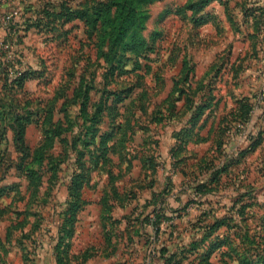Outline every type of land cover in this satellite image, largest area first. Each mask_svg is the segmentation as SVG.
<instances>
[{"label": "rangeland", "instance_id": "1", "mask_svg": "<svg viewBox=\"0 0 264 264\" xmlns=\"http://www.w3.org/2000/svg\"><path fill=\"white\" fill-rule=\"evenodd\" d=\"M44 1H51L56 5L60 0ZM182 1H158L149 6L150 18L147 21L144 35L150 43H155L156 46V52L150 54L154 72L141 80V85L130 93L131 98L127 97L119 102L116 98L119 97L118 95L124 97V92L140 82L137 77L119 74L117 70L113 75L111 74L107 85L104 83V70L98 67L96 61V40L88 39L83 22L75 21L67 24L64 30L68 33L65 32L62 36H59L60 31L49 32L45 27V21L41 22L44 26L27 29L28 19L36 21L39 18L38 9L43 0H0L2 10L4 13L14 15L15 23L13 22L12 25L16 24L11 34H5L9 33L8 29H4L3 33L0 32V57H3L1 61L9 65L7 72L5 67H0L2 77L12 79L20 71L29 69L38 70L42 74L28 83L25 89L16 88L15 92L10 93L9 99L18 98L21 101L20 108L29 107L33 112L40 113L39 107L49 106L54 111L56 125H60L62 129V136L54 141V148L42 149L41 162L33 165L36 174L32 188L29 190L28 179L25 176L30 171L28 162L32 161L31 159L36 155V147L42 145L45 138L41 121L35 117V122L27 128L25 139L32 151L24 162L21 159L23 154L15 148L13 134L10 133L7 142L0 145V156L2 155L0 184L9 188L14 187L9 195L0 198V209L5 207L8 209L6 214L0 213V235L5 236L7 228L11 225L15 226L22 221L26 223L23 229L13 230L23 244L22 249L14 245L18 251L14 253L17 256L11 259L12 264H21L24 254L28 257L26 264H32L37 254L43 248L49 249V245L55 241L59 215L68 198V186L72 185L74 174L81 173L82 169L86 172V177L90 178L85 181L83 187V197L87 201V206L80 215L77 224L78 233L73 245L75 249L81 248L83 251L94 247L95 254L101 253L100 258H95L91 264H144L149 261V248L145 241L142 245L143 242L137 237L133 245L128 244L126 247H121L111 259H104L103 257H108L107 254L110 252L109 247L104 250L107 224L101 218L106 191L111 193V201L121 198L112 195L114 188H117L121 194L127 195L129 200L131 199L126 202L130 206L124 212L132 207L136 209L144 205L147 198H152L150 189L145 188L151 179L148 176L149 171L143 167L142 162L147 157H151L152 161L158 163L156 191L161 192L162 189L167 188L168 181L172 180L176 183V188L170 194L168 202L174 209H178L176 215L179 216L174 217L173 227L167 228V225H164L166 228L161 235V241L163 239L176 241L180 236L185 241L189 240V221L191 222L200 214V209L213 206L211 208L219 214L229 212L232 206L229 199L206 197L207 200L217 199V201L201 205L197 201H190L189 197L183 195L184 188L179 186L181 182H194L200 172L196 166L197 160L188 159L189 179L183 181L182 175L176 173L178 169L173 167L174 160L171 157V149L177 145V140L172 137V133L175 129L181 128L182 122L185 123L189 114H184L181 119L160 124L154 122L152 116L160 112L159 107L165 108L164 100L172 89V79L180 70V64L175 66L168 61L170 56H176L178 62L183 56H188L196 63L197 78H200L212 63L222 61L230 44L233 47L234 57H236L239 53H242V56L245 55L249 42L243 41L241 35H233L230 29L218 32L210 25L196 32L191 24L185 22L176 12L177 4ZM226 25L229 27V24L226 23ZM263 27L264 23H261V28ZM2 28H4L3 25ZM2 42L7 47L1 45ZM245 63L250 65V68L239 77L237 85L228 78V70L223 71L214 83L216 91L218 90L219 95L223 97L219 112H227L234 107L233 100L229 98L233 89L237 95L250 93L252 102L256 103L255 115L251 123L246 129L230 138L226 149L232 155L237 156L241 149L248 146L249 136L257 137L259 134H262L263 145L261 147V143L254 152L248 154L245 162L234 165L233 180L227 181V185L223 186V189L229 193H234L238 186L241 189L250 187L256 189V197L260 202L257 208H252V211L256 210L261 213H258V217H252L251 221H254L252 223L255 225L264 215V98L259 93L262 88L264 90V48L259 49L256 58L252 55ZM128 67H131V64H128ZM227 79L229 83L225 84L224 81ZM1 85L0 83V91L4 94L5 89L1 90ZM86 88L90 89V106L97 104L100 100L103 101L104 110L98 123L100 130L109 131L113 123L116 126L121 123L127 125L129 121L131 125L139 129L131 135V142L127 145V149L118 147L114 153H109V161L103 162L101 159L98 164L93 162L91 157V151L95 150V145L85 146L92 140L91 134L87 132V127L91 125V122L80 118V104L75 97L77 93H82ZM142 91H146L143 101L137 99ZM111 92L115 93L114 96L109 95ZM131 99H133L132 102ZM143 102L145 106L141 109ZM178 105L182 107L183 101ZM93 111V106L89 107L90 116L94 114ZM66 114L70 118L67 119ZM11 117L7 118L6 123ZM209 120L203 131L204 135H206V130H209L213 119L210 122ZM68 126L71 129L66 131ZM123 133L125 132L118 133L119 139ZM209 144L191 145L186 155L203 154L210 148ZM80 150H83L84 154L78 162ZM124 158L128 161L131 159V165H127L123 161ZM52 165L56 167L52 168ZM192 171L195 172L192 173ZM112 175L116 178L114 179ZM222 194L224 195L225 192L222 191ZM123 199L126 197L123 196ZM218 201L227 203L226 207H222ZM245 201L253 202L247 197ZM33 223H41V229L37 234H33L35 238L32 237V240L24 239L23 235L32 229ZM113 254L114 252L111 253Z\"/></svg>", "mask_w": 264, "mask_h": 264}, {"label": "trees", "instance_id": "2", "mask_svg": "<svg viewBox=\"0 0 264 264\" xmlns=\"http://www.w3.org/2000/svg\"><path fill=\"white\" fill-rule=\"evenodd\" d=\"M157 1L163 0H60L56 5L51 1L43 0L40 9H38L39 18L36 21L28 19L27 29L44 26L41 22L45 21V27L49 32L53 31L56 33L60 31L59 36H62L65 35V32L68 33L67 30H64L67 24L75 21L83 22L88 39L96 40V61L98 62V67L104 70V83L107 85L111 74L113 75L117 70H119V74L137 77L140 82L138 85H132L127 92H124V97L120 95L116 97L119 102H122L127 97L131 98L130 93L133 92L134 88L141 85V80L151 72L152 74L154 72L152 67L153 60L150 54L156 52V46L155 43H150L146 39L144 31L150 18L149 6ZM213 1L215 0H187L183 6L176 7V12L197 28L213 19L211 14L203 13L205 8ZM220 1L228 7L225 0ZM243 10L246 16H253L256 19L257 26L261 27V23H264L263 6L249 7V5H245ZM188 13H191V15ZM3 15L0 16V27H2L1 18ZM15 26L16 24L7 28L9 33H12V28ZM3 55L5 54L3 53ZM2 58L0 57V67H5L7 72L9 65H5L1 61ZM169 61L172 65H175L177 62L176 56L172 55ZM128 64H131V67H128ZM195 70V65L185 58L180 73L172 79V89L164 100L165 108L159 107L160 112L152 116V120L160 124L165 121L171 122L181 119L184 114H189L183 127L174 131L173 136L177 140V145L171 150V157L174 160L173 167L180 169L185 176H189L187 168L189 165L188 159L191 158L186 156L187 146L190 142L207 140V137L201 136L199 131L206 126L209 117L201 123L202 118L207 111H210L209 115H211L220 102V99L214 94L215 87L211 82L206 83L204 80H194ZM2 76V73H0L1 90L5 89L4 94L2 93L3 91H0V145L7 142L10 133L13 134L12 139L15 148L23 154L21 159L24 162V159L29 157L32 151L25 139L26 131L28 126L35 122V117L41 121V126L45 132L43 144L39 145L38 148L36 147V155L34 156V153H32L34 157L31 159L32 161L28 162L30 171L25 176L28 179L29 190L32 188L31 185L36 174L33 165L41 162L44 149L54 148V141L62 136V129L59 127L60 125H56L54 111L49 106L39 107L40 113L38 111L33 112L29 107L27 109L20 108L21 101L18 98L9 99L10 93L15 92L16 88L25 89L29 80L42 76L38 70L20 71L12 79L3 78ZM89 88H86L82 93H77L75 97H77L80 104V118H85L91 122V125L87 127V132L91 134L92 140L86 143L85 146L95 145V150L91 151V157L93 162L98 164L101 159L103 162L109 161V153H114L118 147L127 149V145L131 142V135L139 129L131 125L129 121L127 125L121 123L116 126L113 123V127L109 131L103 132L100 130L98 123L104 110L103 101L100 100L97 104H91L94 108V114L92 113L93 115L90 116L88 109L92 106H90L91 88ZM259 91L260 96L264 98L263 88ZM114 94L113 92L109 93L110 96H114ZM145 96L146 91H142L137 99L143 101ZM251 99L248 96L241 98L237 101V106L233 111L220 118L217 128L213 130L215 134L213 146L199 160L196 159V166H198L200 172L197 175L198 177H195L194 182L189 183L195 194L203 195L207 192L216 191L220 185L221 176L229 173L234 165L238 164L248 154L254 152L262 143V134H259L257 137L249 136L248 146L241 149L237 156L232 155L226 149L230 138L244 130L252 121L255 115L256 103L252 102ZM132 101L133 99H131ZM182 101L183 105L179 107L178 104ZM144 106L143 102L141 109H144ZM65 116H67V119L70 118L68 114ZM8 117L11 118L6 123ZM70 129L71 127L68 126L66 131ZM120 132L125 133L119 139L118 133ZM83 154V150L78 152V162ZM1 156L0 162L2 161ZM123 161L127 165L132 163L131 159L128 161L124 158ZM142 162L143 167H146L149 171L148 176L151 177L145 188L153 189L156 184L154 174L158 163L152 161L151 157L143 159ZM55 167V165H52V168ZM80 172L74 174L71 181L72 185L68 186L66 205L59 215L58 235L55 244L58 264H72L73 261L84 263L95 255L94 247H89L78 254L73 253L72 250L77 223L81 213L87 206V201L83 197L84 183L86 180H90V178L86 177L84 169ZM194 172L192 171V173ZM112 176L114 179L116 178V176ZM1 180L2 178L0 177V182ZM170 183L171 181H168L169 186H167V189L172 186ZM13 189L14 187L9 188L0 184V198L9 195ZM236 189H240V191L238 196L234 198L233 205L228 213L223 216H217L216 210L213 208L202 212L194 223L196 237L189 244L179 246L175 251L169 252L166 247L158 249L153 245L154 242L148 239L146 243L149 248L150 258L144 264H264V215L259 223L256 220L257 223L255 225L252 223L254 221H251L252 217H258V213H261L256 210L252 211V208H257L260 202L256 197V189L253 187L241 189L240 186ZM104 195L101 218L107 224L105 229L107 230L105 235L106 248L104 250L109 247L110 253L107 254L109 256V254L115 252V244L112 242V229L116 222L112 216L113 209L118 205L125 206L129 197L121 194L117 188L113 189L112 195L118 198L121 197L120 200L111 201V193H107V191ZM123 196L126 199L122 200ZM245 197L253 202L248 203V201H245ZM163 204L161 202L152 211V215L149 213L143 219V223L153 225L157 233L161 232V224L163 222L173 219L165 215ZM7 211L6 207L0 209L2 214H6ZM108 223H110V229H108ZM24 225L26 223L22 221L15 226H9L7 228L6 241L14 236V229H23ZM40 227L41 223H33L32 229L23 235L24 239H32L33 234ZM137 231L138 228L134 230V234H137ZM220 231L223 232L220 233ZM24 256L26 257L25 254Z\"/></svg>", "mask_w": 264, "mask_h": 264}, {"label": "crops", "instance_id": "3", "mask_svg": "<svg viewBox=\"0 0 264 264\" xmlns=\"http://www.w3.org/2000/svg\"><path fill=\"white\" fill-rule=\"evenodd\" d=\"M163 1H165V0H163ZM163 1H159V2H163ZM225 1L227 3L228 7H226L225 4H223L220 0H215L209 6H207L205 8L203 13L211 14L213 19L210 22H208V23H206L200 27L195 28L189 20H185L183 18V20L185 22L191 24L192 29L196 30V32L199 31L201 28L203 29V28L210 25L214 29L216 28L218 32H223L225 30L230 29L232 31L233 35L234 34L241 35L243 37V41L249 42V48L247 49L245 55L242 56V53H239L236 57H234L232 44H230L228 49L226 50L225 57H222V61H220V62L216 61L215 63H212L200 78H197V74H196L197 73V65H196V63H194L188 56H186V55L183 56L179 62H178V58H177V62L175 63V66L176 65L178 66V64H180L179 73H180L181 68H182L183 60L185 58H187L188 60L191 61V63L193 65H195V68H196L194 80L195 81L204 80L206 83L211 82L215 87L214 94L217 96V98L220 99V102H219L217 108L214 110V112L211 113V115H209L210 111H207L206 114L203 116V120H202L203 122L207 117H209L210 120L213 119L212 123L209 127V130L208 129L206 130V135H204L203 131L205 130L207 125L199 131V134L201 136L207 137L206 138L207 140L203 141V142H190L187 146V149H190L191 145H201V144H209V143H210L209 145L211 148L213 146L214 138H215V134H214L213 130H215L217 128L219 121H220V118L223 115L233 111L237 106V101L240 100L241 98H243L245 96H248L250 98L252 97V95H249L250 93L237 95L235 90L233 89V93H230L229 98L233 100L234 107L227 112H219L223 97H221L219 95L218 90L216 91V86H215L214 80L219 78L220 74L223 71L228 70L227 71V75L229 76L228 78L232 80L233 84L237 85V81L239 80V77L242 76V74L250 68V65H246L245 62L248 60L249 57H252V55H253V57L256 58V56H258V54H259V49L264 48V27L261 28L260 26H257L258 24L256 23V19L253 18V16H246L245 11L243 10V6H245V5H247V6L249 5V7H252V6H260V7L263 6L264 7V0H225ZM157 2H155V3H157ZM186 2H187V0H183L182 2L177 4V7L183 6ZM3 14H4V11L2 10V5L0 4V16H2ZM188 14L191 15V13H188ZM226 23L229 24L230 28L226 25ZM216 29H215V31H216ZM3 31H4V28L0 27V32L3 33ZM5 34L7 35V34H11V33H5ZM0 37H1V35H0ZM229 79L224 81L225 84L229 83ZM32 80H34V79H32ZM32 80H29L26 83V86ZM210 120H209V122H210ZM183 125L184 124L182 122L181 128L183 127ZM180 129H175L174 131H177ZM174 131H173V133H174ZM173 133H172V137L174 138ZM262 145H263V143L260 146L262 147ZM208 150H206L203 154L194 153L193 155H190V156H193V157H191V159L195 158V159L199 160L203 155L206 154V152ZM186 156H188V155H186ZM190 156H188V157H190ZM245 161H246V158L244 157L243 159H241V161L239 163H243ZM234 169H235L234 167L231 168L229 173H225L221 176L220 185L218 186V188L214 192H207L203 195H197L194 193L193 188H191L189 186L188 181L186 183L181 182V184L179 186H181V188H184L183 195L189 197L190 201L191 200L197 201L198 204H201V205H203L204 203L205 204H207V203L211 204L213 201H217V199H211L213 201H210L209 199L207 200V198L219 197V198L229 199V202H231V205H233V200L236 196H238L240 189H238V190L236 189V191L234 190V193H229L228 191L223 189V186L227 185V181L233 180ZM158 171H159V169L157 170V172L155 174V179H157ZM176 173H179L180 175H182V177L184 178L183 181H186L189 179V176H185L180 169H178V172H176ZM171 185L172 186L169 187L168 189L167 188L162 189L161 192L156 191L155 187L153 189H150L149 191H151L152 198L151 199L147 198L145 201L146 203L144 205L137 207L136 209H134L132 207V209H130L129 211L124 212V210H128L127 208L130 206L129 203L126 204L125 206H119L118 205L113 209L112 216L116 222L113 225V229H112L113 230L112 242H113V244H115V252L113 255L109 254L108 257H103L104 259H106V260L111 259L115 254L118 253V251L120 250L121 247H126V246H128V244L133 245L135 237L139 238V240L141 242H143V241L148 242V239H151V241L154 242L153 245L155 247H157L158 249H160L162 247H166V248H168L169 252L175 251L179 246L189 244L196 237V232L194 229V223L197 221L198 217L202 214V212L204 210L210 209L213 206H211L209 208L200 209V214L197 215L196 218L193 219L191 222L189 221V225H190L189 240L185 241V239L180 236L179 238H177L176 241H174L172 239H163L161 241V235L163 234V230L166 228V227H164V225L166 224L167 228L173 227L174 226V217L179 216V215H176V214H178L177 213L178 209H174V207H172L170 205V202H168L170 194L176 188L175 182H173V184L171 183ZM222 191L225 192L224 195L222 194ZM172 195H174V194H172ZM161 202L164 203L163 204V207H164L163 212L165 213V215H167L173 219L171 221L168 220L166 222H163L161 224V232L157 233L155 231L153 225H150L148 223H143L144 222L143 219L149 213L152 215V211L156 207H158V205H160ZM218 202L220 203V205L222 204L221 205L222 207H226L227 203H222V201H218ZM216 214H217V216L225 215V214H219L218 212H216ZM79 220H80V218H79ZM109 224L110 223H108V229H110V227H111ZM136 228H138V231H137L138 233L134 234V230ZM40 229H41V227H40ZM40 229L36 230L35 234H37V232ZM27 230H29V229H27ZM56 230H57V233L54 236L55 241L49 245V249L43 248L37 254V257L35 258V261L32 262V264H58L56 261V254H55V244H56V239H57V235H58V225L56 226ZM171 232H173V231H171ZM222 232L220 231V233H222ZM77 233H78V231H76L74 239L76 238ZM6 235H7V230L5 232V236L0 235V238H1L0 261H1V264H12L11 259H13V256H17L14 253H17V251H18V248H16L14 245H18L22 249L23 242L21 241V239L19 240L15 234H14V236H12V238L10 240L6 241ZM30 240H32V239H30ZM73 242H74V240H73ZM142 245H144V242ZM146 245H147V243H146ZM72 250H73V253H76V254L83 251V250H81V248L75 249L74 245L72 247ZM109 252H110V249H109ZM99 254H101V253L97 252V254H95L94 256L89 258L84 263H78L76 261H73L72 264H91L92 260H94L95 258H100ZM23 257H24L23 261H21L20 263L26 264L28 257L27 256L25 257L24 255H23Z\"/></svg>", "mask_w": 264, "mask_h": 264}, {"label": "built area", "instance_id": "4", "mask_svg": "<svg viewBox=\"0 0 264 264\" xmlns=\"http://www.w3.org/2000/svg\"><path fill=\"white\" fill-rule=\"evenodd\" d=\"M13 16L14 15H12L10 13H5L3 15V17L1 18V24L3 25L4 29H7L10 25H12V23L14 22V17ZM5 44H7V43H5ZM1 45H4L3 42L1 43ZM4 46H6V45H4Z\"/></svg>", "mask_w": 264, "mask_h": 264}]
</instances>
